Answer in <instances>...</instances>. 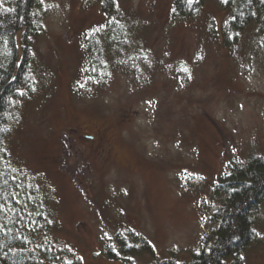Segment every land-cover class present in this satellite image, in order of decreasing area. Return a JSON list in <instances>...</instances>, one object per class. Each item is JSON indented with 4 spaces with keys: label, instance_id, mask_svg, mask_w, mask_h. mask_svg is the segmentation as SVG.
Returning <instances> with one entry per match:
<instances>
[{
    "label": "rangeland",
    "instance_id": "374dc122",
    "mask_svg": "<svg viewBox=\"0 0 264 264\" xmlns=\"http://www.w3.org/2000/svg\"><path fill=\"white\" fill-rule=\"evenodd\" d=\"M224 1L182 21L175 0H120L133 32L125 64L79 94L84 34L110 18L87 0H42L37 87L8 146L51 194L49 232L72 264H123L105 250L126 227L162 257L187 258L211 226L212 185L228 163L264 156V51L256 26L224 46ZM258 232L247 264H264V208Z\"/></svg>",
    "mask_w": 264,
    "mask_h": 264
},
{
    "label": "trees",
    "instance_id": "16d2710c",
    "mask_svg": "<svg viewBox=\"0 0 264 264\" xmlns=\"http://www.w3.org/2000/svg\"><path fill=\"white\" fill-rule=\"evenodd\" d=\"M87 1L98 4L110 20L84 34L79 94L92 93L110 81L116 68L125 64L122 54L130 48L133 36L126 16L119 13L120 0ZM41 3L0 0V264H72L70 250L49 232L58 227L50 207L51 194L15 162L8 146L18 112L31 101L37 87L34 42L43 32ZM205 4L206 0H175L174 18L193 20ZM223 9L229 14L224 46L231 45L230 35H235L236 42L238 33L256 26L264 51V0H225ZM212 188L216 204L211 226L187 258L174 250L162 257L147 237L130 227L106 247V257L123 264H247L248 251L260 241L264 156L231 160ZM145 256L149 261H138Z\"/></svg>",
    "mask_w": 264,
    "mask_h": 264
},
{
    "label": "flooded vegetation",
    "instance_id": "af4514ba",
    "mask_svg": "<svg viewBox=\"0 0 264 264\" xmlns=\"http://www.w3.org/2000/svg\"><path fill=\"white\" fill-rule=\"evenodd\" d=\"M92 140H94V137H91Z\"/></svg>",
    "mask_w": 264,
    "mask_h": 264
}]
</instances>
